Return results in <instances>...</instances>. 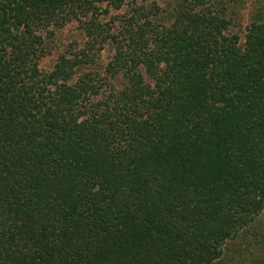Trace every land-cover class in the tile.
Instances as JSON below:
<instances>
[{"label":"trees","instance_id":"trees-1","mask_svg":"<svg viewBox=\"0 0 264 264\" xmlns=\"http://www.w3.org/2000/svg\"><path fill=\"white\" fill-rule=\"evenodd\" d=\"M123 1L0 0V264H213L264 210V0L242 43L226 0H177L101 71L39 70L43 30Z\"/></svg>","mask_w":264,"mask_h":264},{"label":"rangeland","instance_id":"rangeland-1","mask_svg":"<svg viewBox=\"0 0 264 264\" xmlns=\"http://www.w3.org/2000/svg\"><path fill=\"white\" fill-rule=\"evenodd\" d=\"M177 0H124L117 7L101 3L86 19H73L57 28L50 27L43 30L44 53L38 62L42 72H50L59 56L72 58L81 56V52H89L94 65L105 68L114 55L117 42H123V30L131 23H142L145 15L150 16L151 10L157 8L166 15ZM233 9V23L231 30L240 36L243 42L245 28L253 10L258 6L255 0H226ZM93 16L95 28L107 34L106 41L92 42L87 35V24ZM98 24V26H97ZM112 36L120 41L113 40ZM90 69L93 67L90 65ZM213 264H264V210L238 235L225 242L222 254Z\"/></svg>","mask_w":264,"mask_h":264}]
</instances>
